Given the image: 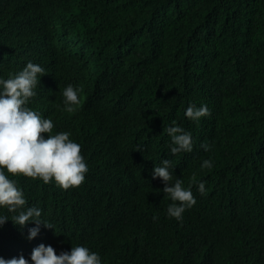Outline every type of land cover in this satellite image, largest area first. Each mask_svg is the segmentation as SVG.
I'll use <instances>...</instances> for the list:
<instances>
[{
    "label": "trees",
    "instance_id": "16d2710c",
    "mask_svg": "<svg viewBox=\"0 0 264 264\" xmlns=\"http://www.w3.org/2000/svg\"><path fill=\"white\" fill-rule=\"evenodd\" d=\"M28 62L45 73L27 106L71 134L88 172L68 190L9 175L54 229L29 240L36 225L0 206V257L31 264L43 243L101 264H264V0H0V79ZM189 105L211 115L190 120ZM169 126L191 152L171 153ZM162 160L196 200L180 224L161 210Z\"/></svg>",
    "mask_w": 264,
    "mask_h": 264
},
{
    "label": "clouds",
    "instance_id": "9594fccd",
    "mask_svg": "<svg viewBox=\"0 0 264 264\" xmlns=\"http://www.w3.org/2000/svg\"><path fill=\"white\" fill-rule=\"evenodd\" d=\"M44 73L45 70L41 66L28 62L14 76L0 79V206L15 213L11 217L15 225L24 227L30 221L36 225L28 229L29 240L37 237L41 225L48 229L54 228L51 223L41 220V209L36 206L26 207L24 193L14 180L9 179V175L40 179L45 184L54 179L58 187L68 190L79 187L88 172L87 163L81 154V146L70 139L71 134H53V121L42 118L39 112L27 106L30 99L36 95L34 89L38 84V76L41 77ZM81 91L82 88L71 84L62 90L65 111L71 113L76 110L75 106L80 104ZM210 115L206 105L199 108L189 105L185 112V116L193 121ZM172 123L175 125V121ZM163 131L171 137V142L175 145L171 147L173 155L193 150L191 133L179 126L165 127ZM45 133L47 138L43 135ZM201 147L205 151L210 148L204 142ZM171 166L170 160H162L159 166L154 167L152 175L153 179L160 178L165 184L161 190L162 196L159 197L164 217L180 224L185 211L191 208L196 200L190 188L186 189L187 183L183 179L177 177L172 183L173 176L169 171ZM212 166L210 160L203 161V168L211 169ZM198 190L204 194L203 182L199 183ZM8 219L7 216H0V227ZM0 264H29V260L23 255L7 260L0 257ZM31 264H101V257L85 246H72L70 251H61L57 255L51 245L41 243L31 252Z\"/></svg>",
    "mask_w": 264,
    "mask_h": 264
}]
</instances>
